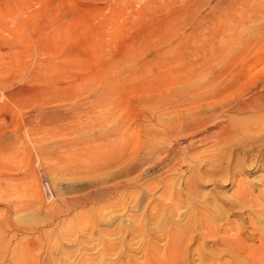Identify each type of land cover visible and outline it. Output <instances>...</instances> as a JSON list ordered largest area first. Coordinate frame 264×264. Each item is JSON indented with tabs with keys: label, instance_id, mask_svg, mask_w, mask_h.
<instances>
[{
	"label": "rangeland",
	"instance_id": "374dc122",
	"mask_svg": "<svg viewBox=\"0 0 264 264\" xmlns=\"http://www.w3.org/2000/svg\"><path fill=\"white\" fill-rule=\"evenodd\" d=\"M263 14L264 0H0V264L248 263L264 123L236 107L256 64L240 92L212 78L241 65L229 52Z\"/></svg>",
	"mask_w": 264,
	"mask_h": 264
},
{
	"label": "bare ground",
	"instance_id": "6f19581e",
	"mask_svg": "<svg viewBox=\"0 0 264 264\" xmlns=\"http://www.w3.org/2000/svg\"><path fill=\"white\" fill-rule=\"evenodd\" d=\"M256 14V13H255ZM261 16V15H260ZM254 18V17H253ZM261 18V24L259 25V27H258V30L255 32L256 34H258V36L259 35H263L264 34V14L262 15V17H260ZM255 27V26H254ZM257 27V26H256ZM248 31V30H247ZM237 34V33H236ZM236 36V35H235ZM257 36V37H258ZM256 37V39L254 38V37H252L253 39H251V40H249L248 42H246V43H244L240 48H238V49H232L230 52H229V59L230 60H236V59H239V60H241L242 61V63L241 62H239V63H241V65H239V66H237L236 68H233V69H230V70H228V71H225V72H223V70L220 72V73H218V74H215L213 77L214 78H212V80L213 79H215V80H217V79H220V77H225L226 75L227 76H229V78H230V80L231 79H236L235 81V83H236V85H237V91H242V87H241V82H242V80L244 79V77H247V75H248V73H249V71H250V69H248V70H246L245 68L247 67V66H249L251 63H254V64H256L255 65V68L257 69V72H256V74H257V79H256V81H255V83H254V85L253 86H251V87H249V85L251 84V83H249V85H248V87L249 88H246V89H244L245 87H243V89H244V91L242 92L244 95H247L248 96V100L247 101H243V102H240L239 104H237V109L239 110V112L240 111H243V112H248V113H250L251 115L250 116H252V117H254V119H256L257 121H259L258 123H264V39H262V38H257ZM258 41H260V43H258ZM256 49V50H255ZM226 50V49H225ZM224 58V57H223ZM227 58V57H226ZM216 61V60H215ZM217 62H219V61H217ZM230 62V61H229ZM213 67H214V65H213ZM250 68V67H249ZM210 69V68H209ZM211 70V69H210ZM253 71V70H252ZM211 74V73H210ZM251 77H253V76H251ZM225 79V78H224ZM254 79V80H255ZM224 82H225V80H223ZM223 81H221L222 83H224ZM245 81V80H244ZM218 82V81H217ZM220 82V83H221ZM229 82V81H228ZM227 82V83H228ZM221 83V84H222ZM231 82H229V84H230ZM233 84V83H232ZM253 84V83H252ZM226 85V84H225ZM231 85V84H230ZM230 85H228L229 87H231ZM211 86V85H210ZM217 86H219V85H217ZM221 86V85H220ZM243 86H245V85H243ZM229 87H227L226 86V88H228V90H229ZM214 88H216V87H214ZM220 88V87H219ZM221 88H223V87H221ZM225 87H224V89H226ZM227 90V91H228ZM210 91H212V90H210ZM219 92H221V89H219L218 90ZM223 91V90H222ZM226 91V92H227ZM230 91V90H229ZM239 92H237V94L239 93ZM230 93H231V91H230ZM243 95V96H244ZM242 96V97H243ZM203 97V96H202ZM205 97V96H204ZM222 97V96H221ZM241 97V96H240ZM234 98V97H233ZM194 99V98H193ZM192 99V100H193ZM218 99H219V97H218ZM221 99V98H220ZM242 99V98H241ZM246 99H247V97H246ZM191 100V101H192ZM208 100V99H207ZM232 100V99H231ZM245 100V99H244ZM191 101H189L188 103H190ZM199 101H203V100H199ZM198 101V102H199ZM206 101V100H205ZM224 99H223V102L221 103V104H224ZM193 102V101H192ZM195 103H197V102H195ZM195 103H190V104H195ZM215 104H216V101L214 102ZM218 104H219V102H218ZM225 105V104H224ZM234 105V104H233ZM191 106H193V105H191ZM226 107V106H225ZM231 107H233V106H231ZM199 108V107H198ZM214 108V107H213ZM193 110V109H192ZM194 110H195V108H194ZM219 110V109H218ZM230 110V109H229ZM233 111V110H232ZM193 112V111H192ZM214 112L216 113V111L214 110ZM213 112V114L214 115H216L215 113ZM195 113H197V112H195ZM233 114V113H232ZM196 115V114H195ZM238 115V114H237ZM242 115V114H241ZM226 116H228V115H226ZM235 116V115H234ZM240 116V115H239ZM202 117V116H201ZM213 116H211V118H212ZM218 117V116H217ZM231 117H233V116H231ZM248 117H249V115H248ZM220 118V117H219ZM222 118V117H221ZM195 119H197V117L195 118ZM231 119H233V118H231ZM242 119V118H241ZM245 119V118H244ZM181 120V119H180ZM180 120H179V122H180ZM182 121V120H181ZM184 121V120H183ZM191 121V120H190ZM195 121V120H194ZM240 121V120H239ZM245 121V120H244ZM250 121V120H249ZM185 122H187V121H185ZM203 122L205 123V120L203 119ZM202 122V123H203ZM207 122H208V120H207ZM254 122H256V121H254ZM202 123H199L198 121L197 122H191V123H185V125H183V130H181L180 128H177V129H180L179 131H182L184 134H186L187 136L189 135V134H191V133H194V132H196L197 130H199L202 126H201V124ZM220 123V122H219ZM226 123V122H225ZM236 123V122H235ZM180 124V123H179ZM208 124V123H207ZM228 124V123H227ZM230 124V123H229ZM228 124V125H229ZM233 124V123H232ZM237 124V123H236ZM235 124V125H236ZM238 124H239V122H238ZM246 124V123H245ZM256 124V123H255ZM260 124V125H261ZM177 125H178V123H177ZM182 125V124H181ZM257 125V124H256ZM260 125H258L259 127H260ZM264 124H262V126H263ZM170 126V125H169ZM207 126V125H206ZM230 126V125H229ZM243 126V125H242ZM241 126V127H242ZM237 127V126H236ZM258 127V128H259ZM166 128H167V126H166ZM203 128V127H202ZM226 128H228V126H226ZM226 128H224L225 130H226ZM223 129V130H224ZM231 129V128H230ZM243 130L245 129V128H242ZM241 128H240V130H242ZM247 129V128H246ZM202 130V129H201ZM166 131V130H165ZM177 131V130H176ZM229 132L230 131H232V129L231 130H228ZM167 132V131H166ZM169 132V131H168ZM176 133V132H175ZM220 133V132H219ZM222 133V132H221ZM224 133H225V131H224ZM242 133V132H241ZM172 134V133H171ZM197 134V133H196ZM192 135V134H191ZM228 135V134H227ZM236 135H237V133H236ZM175 136V135H174ZM185 135H183V137H184ZM202 136V135H201ZM200 136V137H201ZM217 136V135H216ZM225 136H226V133H225ZM168 137H170V136H168ZM172 137V136H171ZM182 137V136H181ZM234 137L236 138V136H233V139H234ZM184 139V138H183ZM187 139V138H186ZM201 140V139H200ZM199 139L197 140V138L193 135L192 137H191V139H190V144L192 145V144H195L196 142H198V141H200ZM204 140H205V138H204ZM229 140H230V138H229ZM221 142H222V140H221ZM180 145V144H179ZM189 145V144H188ZM187 145V146H188ZM178 146V145H177ZM189 147V146H188ZM187 147V148H188ZM175 148V147H174ZM175 149H177V148H175ZM185 150V149H184ZM196 150V149H195ZM175 151V150H174ZM263 232V231H262ZM264 233V232H263ZM262 234V233H261ZM262 236H264L263 234H262ZM178 239V238H177ZM183 240V239H182ZM238 240V239H237ZM236 239H235V241H237ZM180 241V240H179ZM231 241V240H230ZM232 242L233 243H235L233 240H232ZM177 243V242H176ZM176 243H172L173 245H174V247H175V245H176ZM180 243V242H179ZM226 243H229L228 241L226 242ZM231 243V242H230ZM233 243L231 244V247H232V245H233ZM237 246H239V245H237ZM230 247V248H231ZM235 247V246H234ZM234 247H232V248H234ZM237 248H239V247H237ZM236 248V249H237ZM241 248V247H240ZM238 250V249H237ZM253 250V249H252ZM251 250V251H252ZM240 252V251H239ZM168 257H170V258H168V260L170 259V262H171V260H172V255H170L169 254V256ZM247 257V256H246ZM181 259V258H180ZM248 259H250V261L249 260H247L248 261V263H246V261L244 262V263H242V264H264V237L263 238H261L260 239V246L259 247H256L255 248V251L254 252H252V254L250 253V256H249V258ZM167 260V259H166ZM178 261V260H177ZM181 261V260H180ZM244 261V260H243ZM169 262V261H168ZM169 262V263H170ZM173 262H175V260L173 261ZM152 263V262H151ZM168 264V263H167ZM170 264H172V263H170Z\"/></svg>",
	"mask_w": 264,
	"mask_h": 264
}]
</instances>
